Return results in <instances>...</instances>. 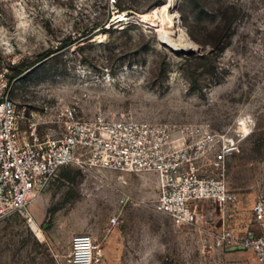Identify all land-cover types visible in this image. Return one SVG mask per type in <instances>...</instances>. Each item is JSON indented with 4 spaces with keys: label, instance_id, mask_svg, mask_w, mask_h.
Returning <instances> with one entry per match:
<instances>
[{
    "label": "rangeland",
    "instance_id": "374dc122",
    "mask_svg": "<svg viewBox=\"0 0 264 264\" xmlns=\"http://www.w3.org/2000/svg\"><path fill=\"white\" fill-rule=\"evenodd\" d=\"M165 1L0 0V79L18 133L61 131L72 107L83 119L201 131L190 139L224 133L240 148L227 170L238 201L206 205L201 225L177 227L155 211V175L67 166L32 200L43 237L23 214L0 221V264H65L80 233L96 238L99 264H257L225 238L245 235L264 198V0H177L178 22L198 45L184 53L138 20L107 26L117 10L143 14Z\"/></svg>",
    "mask_w": 264,
    "mask_h": 264
},
{
    "label": "built area",
    "instance_id": "2783aa9c",
    "mask_svg": "<svg viewBox=\"0 0 264 264\" xmlns=\"http://www.w3.org/2000/svg\"><path fill=\"white\" fill-rule=\"evenodd\" d=\"M114 12L107 26H123L134 20L126 11ZM19 111L0 79V221L16 214L30 223L32 200L67 166L110 169L157 177L159 197L155 211L172 219L177 227L194 228L205 220L204 207H228L238 194L228 181V163L240 151L224 133L204 129L181 137L175 127L149 121L98 117L83 119L76 108L64 112L61 131L51 130L44 139L18 133ZM182 133V132H181ZM190 134V135H189ZM189 136V137H187ZM128 197L120 200L128 203ZM119 223V214L111 224ZM232 249L253 252L264 264V198L254 205L252 227L245 235L225 238ZM102 250L91 233L73 237L65 264H99Z\"/></svg>",
    "mask_w": 264,
    "mask_h": 264
},
{
    "label": "bare ground",
    "instance_id": "6f19581e",
    "mask_svg": "<svg viewBox=\"0 0 264 264\" xmlns=\"http://www.w3.org/2000/svg\"><path fill=\"white\" fill-rule=\"evenodd\" d=\"M123 15L127 16L128 13L124 11ZM134 19L155 28L162 40L167 44H172L178 52L184 53L198 49V45L178 22L177 0H166L150 12L135 14ZM101 37L102 35L97 36V38ZM32 228L37 235L44 236L43 231L36 223L32 224Z\"/></svg>",
    "mask_w": 264,
    "mask_h": 264
},
{
    "label": "trees",
    "instance_id": "16d2710c",
    "mask_svg": "<svg viewBox=\"0 0 264 264\" xmlns=\"http://www.w3.org/2000/svg\"><path fill=\"white\" fill-rule=\"evenodd\" d=\"M52 51H53V50H49L48 52L41 54L40 57H41V58H44L45 56L47 57V56H49L51 53H53Z\"/></svg>",
    "mask_w": 264,
    "mask_h": 264
}]
</instances>
